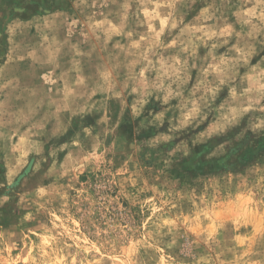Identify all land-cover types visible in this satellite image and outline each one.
Listing matches in <instances>:
<instances>
[{
	"label": "rangeland",
	"instance_id": "obj_1",
	"mask_svg": "<svg viewBox=\"0 0 264 264\" xmlns=\"http://www.w3.org/2000/svg\"><path fill=\"white\" fill-rule=\"evenodd\" d=\"M0 264H264V0H0Z\"/></svg>",
	"mask_w": 264,
	"mask_h": 264
}]
</instances>
